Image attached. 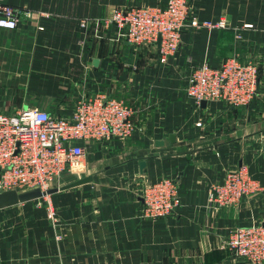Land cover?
Segmentation results:
<instances>
[{"label":"crops","instance_id":"0c3cea01","mask_svg":"<svg viewBox=\"0 0 264 264\" xmlns=\"http://www.w3.org/2000/svg\"><path fill=\"white\" fill-rule=\"evenodd\" d=\"M2 1L29 16L0 27V112L32 107L68 118L82 97L103 93L132 106L137 128L127 139L85 143L93 181L0 208V264H251L226 238L235 226L264 223V0H189L191 15L227 25L184 30L166 62L154 47L116 40L113 29L97 36L95 21L114 5L167 0ZM229 56L259 63L254 100L197 103L186 89L195 67ZM241 165L261 190L209 208L212 186ZM164 176L179 180L182 205L142 218L139 186ZM75 179L64 174L62 184Z\"/></svg>","mask_w":264,"mask_h":264},{"label":"built area","instance_id":"2783aa9c","mask_svg":"<svg viewBox=\"0 0 264 264\" xmlns=\"http://www.w3.org/2000/svg\"><path fill=\"white\" fill-rule=\"evenodd\" d=\"M191 8L189 0H167L156 6L115 5L95 21L96 35L113 29L116 40L154 47L160 60L166 62L179 50L184 30L227 25L223 19L213 21L191 15ZM24 13L29 16L27 11ZM24 13L20 7L0 0V27L17 28ZM88 25L89 21L84 20L83 26ZM258 87L259 63L229 56L215 66L204 63L195 67L186 89L197 103L222 100L242 106L254 100ZM132 115L133 108L125 100L103 93L82 97L68 118L32 107L12 114L0 112V192L61 186L66 171L75 172L74 164L86 158V142L131 137L137 128ZM260 190L259 180L247 166H237L212 186L208 207L219 210L236 206ZM138 194L145 219L171 216L183 202L179 180L172 176L142 183ZM49 216L55 218L52 207ZM226 246L251 264H263L264 223L235 226L226 238Z\"/></svg>","mask_w":264,"mask_h":264},{"label":"water","instance_id":"95a60500","mask_svg":"<svg viewBox=\"0 0 264 264\" xmlns=\"http://www.w3.org/2000/svg\"><path fill=\"white\" fill-rule=\"evenodd\" d=\"M157 45L160 47L161 45V37L159 38ZM99 62V59L96 58L94 60V64H97ZM203 104H206V100H203ZM171 138L173 139L174 136L172 135ZM157 144H163L164 141L163 140H157L156 142ZM146 161L142 160L140 162V170L141 172H143L145 166H146ZM94 180V175L93 174H89L86 176H82L79 177L71 182L68 183H64L61 184V186H56V187H52L48 190H42L40 188H35V189H31V190H26V191H17L15 189L12 190H5L0 192V208H4V207H8L14 204H18L21 202H26V201H30V200H34V199H38L41 198L43 196H47L50 194H53L61 189H67V188H71V187H75L78 185H82L88 182H91ZM264 264V262H263Z\"/></svg>","mask_w":264,"mask_h":264},{"label":"rangeland","instance_id":"374dc122","mask_svg":"<svg viewBox=\"0 0 264 264\" xmlns=\"http://www.w3.org/2000/svg\"><path fill=\"white\" fill-rule=\"evenodd\" d=\"M115 6V5H114ZM86 159V158H85ZM85 159L83 158L82 161H80L83 165L85 163ZM74 170V168H73ZM68 173H73L74 174V178H78V177H82V176H85V175H88L89 174V170L88 168H86L85 166L82 168L81 172L78 173V172H72V171H66L65 174H68Z\"/></svg>","mask_w":264,"mask_h":264},{"label":"bare ground","instance_id":"6f19581e","mask_svg":"<svg viewBox=\"0 0 264 264\" xmlns=\"http://www.w3.org/2000/svg\"><path fill=\"white\" fill-rule=\"evenodd\" d=\"M84 167V165L82 163H76L74 164V170L77 171H81L82 168Z\"/></svg>","mask_w":264,"mask_h":264}]
</instances>
